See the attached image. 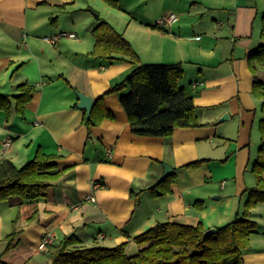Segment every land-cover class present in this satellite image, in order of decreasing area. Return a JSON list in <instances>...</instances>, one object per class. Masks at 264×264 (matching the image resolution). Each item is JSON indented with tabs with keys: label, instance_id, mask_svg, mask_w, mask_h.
Returning <instances> with one entry per match:
<instances>
[{
	"label": "crops",
	"instance_id": "obj_1",
	"mask_svg": "<svg viewBox=\"0 0 264 264\" xmlns=\"http://www.w3.org/2000/svg\"><path fill=\"white\" fill-rule=\"evenodd\" d=\"M171 13L175 21L157 24ZM263 14L264 0H119L117 8L104 0H0V92L15 95L23 82L36 86L23 116L0 121V162L21 167L41 149L64 170L47 198L0 203V253L5 237L17 231L15 247L2 259L51 264L50 245L73 234L87 245L128 242L135 254L134 236L159 223L210 229L240 215L256 184L252 164L261 144L262 99L253 94L248 58L262 43ZM101 19L132 43L141 63L183 65L180 85L193 96L203 125L176 128L169 137L131 131L119 95L106 93L136 65L89 55L91 30ZM59 31L76 37L45 39ZM260 73L264 78V66ZM74 89L94 100L105 95L114 116L90 134ZM225 113L229 118L219 122ZM200 159L197 168L184 166ZM165 164L177 181L154 197L147 189L160 181ZM250 217L258 226L244 262L264 264V202ZM46 232L54 238L40 249Z\"/></svg>",
	"mask_w": 264,
	"mask_h": 264
},
{
	"label": "trees",
	"instance_id": "obj_2",
	"mask_svg": "<svg viewBox=\"0 0 264 264\" xmlns=\"http://www.w3.org/2000/svg\"><path fill=\"white\" fill-rule=\"evenodd\" d=\"M112 7H119V0H104ZM107 20L101 19L93 28L94 49L89 55L107 59L109 62L125 60L133 63L122 81L116 83L106 94L117 93L130 122L131 131L143 136L169 137L176 128L203 125L192 95L180 85L184 76L181 63H141L132 43ZM262 43L251 51L249 66L253 73V94L262 99L263 117L259 123L261 144L258 156L252 164L256 184L247 191L243 211L233 221L216 227L205 235L202 223L184 224L167 221L134 236L138 246L135 254L128 253V242L108 247L100 244L87 245L77 235H67L58 243L51 244V264H245L244 255L257 233L258 223L250 217L251 209L264 202V78L260 69L264 66V14L262 16ZM18 93L8 95L0 92V109H15L24 115L26 105L32 101L36 86L29 82L16 85ZM105 95L95 99L91 117L84 122L91 134L92 128L114 115L103 103ZM15 101V105L13 104ZM57 156L39 149L31 160L18 167L12 160L0 162V203L8 201L22 204L47 198L49 189L60 178ZM204 160L193 161L184 166L197 168ZM176 173L167 176L147 189L158 197L172 191L177 181ZM198 207L202 201L198 202ZM17 231L5 237L6 247L2 257L15 247Z\"/></svg>",
	"mask_w": 264,
	"mask_h": 264
},
{
	"label": "water",
	"instance_id": "obj_3",
	"mask_svg": "<svg viewBox=\"0 0 264 264\" xmlns=\"http://www.w3.org/2000/svg\"><path fill=\"white\" fill-rule=\"evenodd\" d=\"M90 11L95 13L92 9H90ZM95 16H99V14L95 13ZM74 90H75V93L78 97V103H77L78 108L84 110V112L86 114V118L89 119L91 117V113H92L94 105H95V100L91 96H89V95H87V94H85V93H83L77 89H74ZM228 118H229V115L227 113H225L219 119V122H224ZM164 169H165L164 173L162 174L160 180L165 179L167 176L171 175L174 172L172 166H170L169 164H165ZM214 231H216V227L207 229V231L205 232V235H209L210 233H212Z\"/></svg>",
	"mask_w": 264,
	"mask_h": 264
},
{
	"label": "built area",
	"instance_id": "obj_4",
	"mask_svg": "<svg viewBox=\"0 0 264 264\" xmlns=\"http://www.w3.org/2000/svg\"><path fill=\"white\" fill-rule=\"evenodd\" d=\"M177 19L176 14H170L169 16L164 18H161L157 21L158 25H162L165 24L166 22H170V21H175ZM76 37V33L75 32H70V31H59L58 33L52 35V36H47L45 37V39L53 44H56L57 42H59L61 39L63 38H75ZM11 144V140L8 139L6 144L7 146H10ZM109 154H110V150H109ZM89 199H94L93 197H89ZM54 238V234L52 232H46L44 234V236L42 237V239L40 240V245L39 248L40 249H45L48 244H50L52 242Z\"/></svg>",
	"mask_w": 264,
	"mask_h": 264
},
{
	"label": "rangeland",
	"instance_id": "obj_5",
	"mask_svg": "<svg viewBox=\"0 0 264 264\" xmlns=\"http://www.w3.org/2000/svg\"><path fill=\"white\" fill-rule=\"evenodd\" d=\"M124 0H121V2H123ZM89 9H92L93 11H95V12H97V13H99L97 10H94L93 8H89ZM133 10L134 9H136V8H132ZM115 10H117V9H115ZM100 14V13H99ZM104 15V12H102V14L100 15V17H102ZM62 40V39H61ZM4 93V92H3ZM17 116V112H15V109L13 108V110L12 111H10V112H7V111H5V110H2V109H0V121H12L14 118H16V121L18 120V117H16ZM7 122V123H8Z\"/></svg>",
	"mask_w": 264,
	"mask_h": 264
}]
</instances>
